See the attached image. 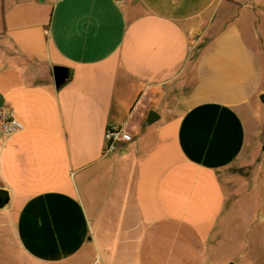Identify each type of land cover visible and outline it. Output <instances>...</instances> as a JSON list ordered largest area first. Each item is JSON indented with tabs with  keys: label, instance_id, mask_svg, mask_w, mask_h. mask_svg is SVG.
<instances>
[{
	"label": "crops",
	"instance_id": "0c3cea01",
	"mask_svg": "<svg viewBox=\"0 0 264 264\" xmlns=\"http://www.w3.org/2000/svg\"><path fill=\"white\" fill-rule=\"evenodd\" d=\"M263 93L264 0H0V264H264Z\"/></svg>",
	"mask_w": 264,
	"mask_h": 264
},
{
	"label": "rangeland",
	"instance_id": "374dc122",
	"mask_svg": "<svg viewBox=\"0 0 264 264\" xmlns=\"http://www.w3.org/2000/svg\"><path fill=\"white\" fill-rule=\"evenodd\" d=\"M262 163V155L259 156L257 164L253 166V168L250 169V178H249V186L250 189H253L254 184L256 183L257 179V173L259 172L261 168ZM264 197V196H263ZM248 199V198H247ZM264 203V201H263ZM256 225L252 227V232L254 233L256 230ZM252 233L250 236V242L246 244L247 240L244 239V243L240 245L239 243L236 245L237 250L241 251L243 253V262L244 264H258L257 260L258 258L255 256V254L258 252V244H255L254 239L252 238ZM246 241V242H245ZM235 247V246H234ZM217 254V263L218 264H235L231 261V245L228 236L223 237L219 243L218 250L216 252ZM255 256V257H254ZM260 262V261H259Z\"/></svg>",
	"mask_w": 264,
	"mask_h": 264
},
{
	"label": "built area",
	"instance_id": "2783aa9c",
	"mask_svg": "<svg viewBox=\"0 0 264 264\" xmlns=\"http://www.w3.org/2000/svg\"><path fill=\"white\" fill-rule=\"evenodd\" d=\"M23 129L12 109H0V134L12 135ZM133 136L124 127H110L105 133V153L117 149L120 143H129Z\"/></svg>",
	"mask_w": 264,
	"mask_h": 264
},
{
	"label": "water",
	"instance_id": "95a60500",
	"mask_svg": "<svg viewBox=\"0 0 264 264\" xmlns=\"http://www.w3.org/2000/svg\"><path fill=\"white\" fill-rule=\"evenodd\" d=\"M53 77L56 88H60L62 85L66 83L69 77V70L65 67L56 66L53 68ZM260 101L264 107V93L260 96ZM149 118H148V122H150ZM262 150L264 151V145L262 147ZM9 202H10L9 192L7 190L0 189V210L5 208L9 204Z\"/></svg>",
	"mask_w": 264,
	"mask_h": 264
}]
</instances>
